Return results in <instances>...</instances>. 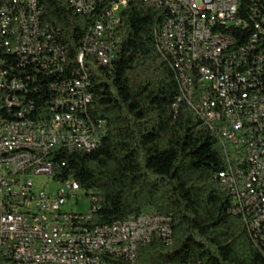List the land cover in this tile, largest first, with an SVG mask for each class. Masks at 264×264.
I'll list each match as a JSON object with an SVG mask.
<instances>
[{
    "label": "built area",
    "instance_id": "built-area-1",
    "mask_svg": "<svg viewBox=\"0 0 264 264\" xmlns=\"http://www.w3.org/2000/svg\"><path fill=\"white\" fill-rule=\"evenodd\" d=\"M64 1L90 18L75 53L58 29L43 21L40 0H31L29 9L19 7V0L0 5V55L12 60V68L0 67V102L40 107V120L20 111L13 119L0 116V264H137L139 244L154 237L172 243L171 219L144 213L94 224L96 195L84 190L86 212L65 208L77 203L82 189L73 179L56 181L48 158L59 146L90 150L98 143L87 114L49 112V104L75 101L87 108L91 103L87 58L112 65L121 42V13L130 0ZM141 1L161 10L158 50L177 71L181 98L218 135L227 156L217 179L231 197L230 212L241 216L264 246V49L257 37L248 43L237 0ZM208 11L225 17V25L208 21ZM253 11L264 17V0H257ZM72 60H80V67H72ZM186 62L197 66L196 88L184 81ZM61 64H68L65 77L56 76ZM20 73H29V82H20ZM31 77H41V85L31 86ZM12 86H23V94H12ZM219 109H226L227 122L217 121ZM217 123L227 124V133L217 132ZM236 154H248L249 164L236 161ZM39 176L44 178L36 180ZM49 180L60 187L51 189ZM251 188H259V195H251Z\"/></svg>",
    "mask_w": 264,
    "mask_h": 264
},
{
    "label": "trees",
    "instance_id": "trees-1",
    "mask_svg": "<svg viewBox=\"0 0 264 264\" xmlns=\"http://www.w3.org/2000/svg\"><path fill=\"white\" fill-rule=\"evenodd\" d=\"M237 1L248 43H256L257 37L264 49V17L253 11L257 0ZM40 3L45 24L58 29L69 52L75 53L90 18L75 13L64 0ZM161 16L155 6L130 0L121 13V42L112 65H96L94 58H87L91 103L73 109L68 104L75 101L49 104V112L87 114L98 138L90 150H52L48 158L53 176L58 182L73 179L96 195L100 208L92 215L94 224L144 213L171 219L172 243L154 237L139 244L137 264H264V246L243 218L230 212L231 197L217 179L227 165L218 135L181 98L177 71L158 50ZM0 56V67L12 68V60ZM72 67H80V60H72ZM68 72V64L56 67L58 77ZM184 76L190 79L188 86H200L194 67ZM20 82H29V73H20ZM40 85L41 77H31V86ZM12 94H23V86L12 88ZM19 111L40 118L38 104L0 102V115L10 118ZM222 126L217 123V132Z\"/></svg>",
    "mask_w": 264,
    "mask_h": 264
},
{
    "label": "bare ground",
    "instance_id": "bare-ground-1",
    "mask_svg": "<svg viewBox=\"0 0 264 264\" xmlns=\"http://www.w3.org/2000/svg\"><path fill=\"white\" fill-rule=\"evenodd\" d=\"M204 4H213L214 0H203ZM0 5H4V0H0ZM19 7H21L22 9H29L31 8V0H19ZM208 21H215V24H220V23H224L225 24V17H217V12L216 11H208ZM252 41H254V39H252ZM1 59V56H0ZM197 71V66L196 64H194V62H186V70H190L191 68H193ZM184 81H186L187 83H189L190 79L186 78L184 76ZM196 82L200 85V79L196 78ZM1 86V83H0ZM18 86H12V88H17ZM68 106L70 108H74L77 106V102L73 103L71 102V104H68ZM3 118L6 119H13V117H6L4 115H0ZM21 116L23 117H27L25 116L22 112H21ZM216 118H219L221 120V122H227V112L226 109H219L216 111ZM32 120H40V118H36V119H32ZM222 127L218 128L220 133H227V124L222 123ZM92 131V130H91ZM93 132V131H92ZM95 134V133H93ZM96 136V135H95ZM97 138V136H96ZM242 158H245L246 164H249V157L248 154H239L238 156H236L237 161H241V164H244V161L242 160ZM259 188H251V195H259Z\"/></svg>",
    "mask_w": 264,
    "mask_h": 264
},
{
    "label": "rangeland",
    "instance_id": "rangeland-1",
    "mask_svg": "<svg viewBox=\"0 0 264 264\" xmlns=\"http://www.w3.org/2000/svg\"><path fill=\"white\" fill-rule=\"evenodd\" d=\"M43 178H44L43 176H39L36 177V180H42ZM48 185L50 186L51 189H56L60 187L59 183H56L52 180L48 181ZM78 194L80 196V199H78L77 203L75 204L73 201H70L67 203L65 208L72 209L74 211L76 210L79 212H86L90 205L89 195L85 194L84 190H80Z\"/></svg>",
    "mask_w": 264,
    "mask_h": 264
}]
</instances>
